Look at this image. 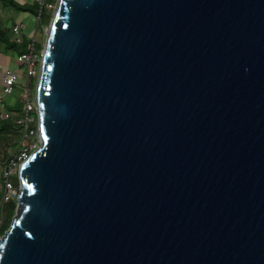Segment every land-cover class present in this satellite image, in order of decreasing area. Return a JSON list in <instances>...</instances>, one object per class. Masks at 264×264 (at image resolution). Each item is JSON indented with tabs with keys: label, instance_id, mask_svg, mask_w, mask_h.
<instances>
[{
	"label": "water",
	"instance_id": "1",
	"mask_svg": "<svg viewBox=\"0 0 264 264\" xmlns=\"http://www.w3.org/2000/svg\"><path fill=\"white\" fill-rule=\"evenodd\" d=\"M0 264H264V0H60Z\"/></svg>",
	"mask_w": 264,
	"mask_h": 264
},
{
	"label": "built area",
	"instance_id": "2",
	"mask_svg": "<svg viewBox=\"0 0 264 264\" xmlns=\"http://www.w3.org/2000/svg\"><path fill=\"white\" fill-rule=\"evenodd\" d=\"M19 2L37 3L39 5V13L36 18L39 22L43 8L48 7L50 9L56 10L60 0H21ZM11 29L16 42L18 44H22L24 42L25 37V26L21 23H15L11 26ZM33 50L34 42L30 47V52L27 55L16 60L17 64L26 67L25 73L28 78V81L23 85L20 82L21 77L19 70L12 68L10 65L11 63L7 65L3 64L2 54L0 52V123L2 121H12L15 124H21L23 126V133L20 143L14 153L11 154V156L9 157L6 163V170L3 174L4 192L0 199V228L3 223V207L5 206V204L16 200L20 193V166L39 147L41 141L38 124L37 128H34L32 125L35 122L32 113L36 112L38 115L36 96L35 94H33L32 89V80L40 72L42 56L34 54ZM19 86H21L24 90V94H21V99L24 102L23 115H20L18 112L11 111L7 107L10 98L15 96L17 88ZM33 95L34 100H32ZM14 175L18 176V186L15 183Z\"/></svg>",
	"mask_w": 264,
	"mask_h": 264
},
{
	"label": "trees",
	"instance_id": "3",
	"mask_svg": "<svg viewBox=\"0 0 264 264\" xmlns=\"http://www.w3.org/2000/svg\"><path fill=\"white\" fill-rule=\"evenodd\" d=\"M52 1V0H49ZM0 10L2 13H7L9 11L6 10H15L17 12H28L38 16L39 13V5L37 3H22L17 0H0ZM54 9H50L48 7H44L43 11L40 15L39 27L41 28V39L37 40L36 38L24 37V42L22 44H18L14 38L11 26L13 24H9L11 18L7 19L5 16L0 17V52L2 54V59L4 60V64L13 61L12 57L14 54L17 59L27 55L30 52V47L34 42V54L42 56V52L44 50V42H45V33L44 29L51 23L54 14ZM3 14V15H4ZM12 23H16V21H12ZM18 23V22H17ZM22 24V23H21ZM16 59V60H17ZM35 79V80H34ZM32 80V89L33 94H35L36 89H34L33 83H36L37 86V78ZM7 107L11 111L18 112L20 115L24 113V102L17 97L10 98ZM32 116L35 119V122L32 124L34 128H37L38 124V115L36 112L32 113ZM23 133V126L21 124H15L12 121H2L0 123V156H3V159L6 160V163L9 159V151L10 148L13 149V145L15 143H11V138L16 137L18 143H20L21 137ZM19 145V144H18ZM18 145L14 146L17 147ZM15 183L18 186V176H15ZM17 210V201L13 200L3 207V223L0 228V237L4 235V233L9 229L12 220L16 214Z\"/></svg>",
	"mask_w": 264,
	"mask_h": 264
},
{
	"label": "rangeland",
	"instance_id": "4",
	"mask_svg": "<svg viewBox=\"0 0 264 264\" xmlns=\"http://www.w3.org/2000/svg\"><path fill=\"white\" fill-rule=\"evenodd\" d=\"M19 1H21V0H19ZM58 7V6H57ZM6 11H9V12H7V13H2L1 12V10H0V17H3V16H5L7 19L9 18H11V21L9 22V24L11 25V24H15V23H12V21H16V23L17 22H20V23H22L24 26H25V29H24V35L26 36V37H31V38H36L37 40H39V39H41V37H42V34H41V28L39 27V23H38V21H37V18L34 16V15H32L31 13H28V12H17V11H15V10H6ZM4 14V15H3ZM50 25L51 24H49L45 29H44V33H45V42H44V47H45V44H46V41H47V37H48V34H49V29H50ZM13 56L12 57H14V58H12L13 59V61H11V67L12 68H15V69H18L19 70V72H20V77H21V84L23 85V84H25L27 81H28V78H27V76H26V67L25 66H21L20 64H17L16 63V59H17V57L14 55V54H12ZM26 58V57H25ZM24 58V59H25ZM19 59V58H18ZM26 60V59H25ZM14 63V64H13ZM23 65V64H22ZM40 73V72H39ZM35 78H37V80H38V78H39V74H37V76L35 77ZM35 80V79H34ZM38 82V81H37ZM33 85H34V89H36V83L34 82L33 83ZM21 94H24V90H23V88L21 87V86H19L18 88H17V92H16V94H15V96L14 97H17V98H20L21 99ZM11 100V99H10ZM22 100V99H21ZM32 100H34V95H33V97H32ZM11 143H15V145H13L12 147H13V149L12 148H10V151H9V154H13L14 153V151L17 149V147H15L14 148V146H16V145H18L19 143H18V140H17V138L16 137H12L11 138ZM14 178H15V175H14Z\"/></svg>",
	"mask_w": 264,
	"mask_h": 264
},
{
	"label": "crops",
	"instance_id": "5",
	"mask_svg": "<svg viewBox=\"0 0 264 264\" xmlns=\"http://www.w3.org/2000/svg\"><path fill=\"white\" fill-rule=\"evenodd\" d=\"M18 23H20V22H18ZM2 61L4 62L3 59H2ZM10 63H11V61L9 63H7V64H10ZM7 64H5V65H7ZM10 156H11V154H10ZM5 170H6V160L3 159V156H0V199H1L2 194L4 192V188H3V178H4V176H3V174H4Z\"/></svg>",
	"mask_w": 264,
	"mask_h": 264
},
{
	"label": "clouds",
	"instance_id": "6",
	"mask_svg": "<svg viewBox=\"0 0 264 264\" xmlns=\"http://www.w3.org/2000/svg\"><path fill=\"white\" fill-rule=\"evenodd\" d=\"M57 10V9H56ZM56 12V11H55ZM55 15V14H54ZM52 22V21H51ZM39 23V22H38ZM51 24V23H50ZM43 53V52H42ZM38 83V82H37ZM36 88H37V86H36ZM35 96H36V91H35Z\"/></svg>",
	"mask_w": 264,
	"mask_h": 264
}]
</instances>
